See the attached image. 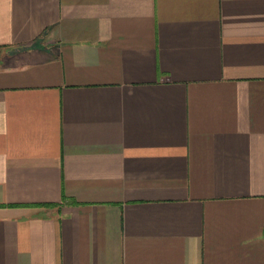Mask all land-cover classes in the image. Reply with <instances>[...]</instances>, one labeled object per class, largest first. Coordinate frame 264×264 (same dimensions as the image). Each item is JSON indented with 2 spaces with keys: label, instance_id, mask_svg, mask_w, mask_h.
I'll list each match as a JSON object with an SVG mask.
<instances>
[{
  "label": "crops",
  "instance_id": "obj_1",
  "mask_svg": "<svg viewBox=\"0 0 264 264\" xmlns=\"http://www.w3.org/2000/svg\"><path fill=\"white\" fill-rule=\"evenodd\" d=\"M0 264H264V0H0Z\"/></svg>",
  "mask_w": 264,
  "mask_h": 264
}]
</instances>
